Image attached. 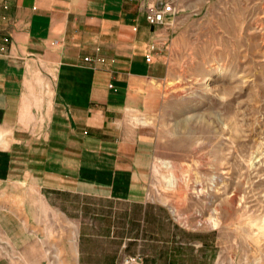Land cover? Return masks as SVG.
I'll use <instances>...</instances> for the list:
<instances>
[{"label": "rangeland", "instance_id": "1", "mask_svg": "<svg viewBox=\"0 0 264 264\" xmlns=\"http://www.w3.org/2000/svg\"><path fill=\"white\" fill-rule=\"evenodd\" d=\"M132 1L171 7L151 25L167 35L168 72L140 121L154 142L145 204L71 195L47 204L32 186L23 197L0 185V264L41 253L43 264H72L78 234L64 212L80 205L95 221L80 264H264V0ZM25 197L44 201L28 211L38 212L34 237L11 242L5 230L20 239L21 228L9 215L25 216Z\"/></svg>", "mask_w": 264, "mask_h": 264}, {"label": "crops", "instance_id": "2", "mask_svg": "<svg viewBox=\"0 0 264 264\" xmlns=\"http://www.w3.org/2000/svg\"><path fill=\"white\" fill-rule=\"evenodd\" d=\"M147 11L132 0H0V185L8 195L32 186L47 204L63 195L145 204L154 142L140 121L168 72L167 35ZM25 198V216L9 215L21 228L20 239L5 230L11 242L34 237L38 212L28 211L44 201ZM87 208H65L78 234L72 264L95 223ZM39 255L34 264H43Z\"/></svg>", "mask_w": 264, "mask_h": 264}, {"label": "built area", "instance_id": "3", "mask_svg": "<svg viewBox=\"0 0 264 264\" xmlns=\"http://www.w3.org/2000/svg\"><path fill=\"white\" fill-rule=\"evenodd\" d=\"M171 10V7L167 3H163L160 8H157L156 6H150L148 11L146 12L145 18L146 21L150 25H158L162 24L165 21V16L169 13ZM146 60L150 61V56H146ZM127 260L128 262H132Z\"/></svg>", "mask_w": 264, "mask_h": 264}, {"label": "bare ground", "instance_id": "4", "mask_svg": "<svg viewBox=\"0 0 264 264\" xmlns=\"http://www.w3.org/2000/svg\"><path fill=\"white\" fill-rule=\"evenodd\" d=\"M196 191H197V193H200L202 195H205V192H204V190L202 188H197ZM238 194H239L238 192L233 191L230 195H227L226 196L227 202L233 203L235 200H237ZM220 206H221L220 203L213 205V207L210 208L211 209V212H214V211L217 212L220 209ZM201 218L202 217L200 216V219H198L197 222H206V223H210L211 222V219L210 218L209 219H205L204 218L202 220H201Z\"/></svg>", "mask_w": 264, "mask_h": 264}, {"label": "water", "instance_id": "5", "mask_svg": "<svg viewBox=\"0 0 264 264\" xmlns=\"http://www.w3.org/2000/svg\"><path fill=\"white\" fill-rule=\"evenodd\" d=\"M160 7H161V5H160V4H158V5H157V8H160Z\"/></svg>", "mask_w": 264, "mask_h": 264}]
</instances>
